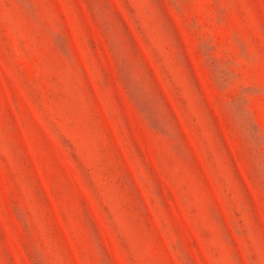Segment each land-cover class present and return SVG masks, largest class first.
<instances>
[{"label": "rangeland", "instance_id": "obj_1", "mask_svg": "<svg viewBox=\"0 0 264 264\" xmlns=\"http://www.w3.org/2000/svg\"><path fill=\"white\" fill-rule=\"evenodd\" d=\"M0 264H264V0H0Z\"/></svg>", "mask_w": 264, "mask_h": 264}]
</instances>
